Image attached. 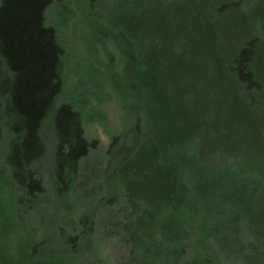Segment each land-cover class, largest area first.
Segmentation results:
<instances>
[{"label":"trees","instance_id":"1","mask_svg":"<svg viewBox=\"0 0 264 264\" xmlns=\"http://www.w3.org/2000/svg\"><path fill=\"white\" fill-rule=\"evenodd\" d=\"M175 1L167 8V18H159L166 27L153 33L152 16L146 18L151 14L149 2L115 3L118 63L111 68L117 72L107 76L122 104L132 105L125 117L133 114L131 121L126 118L127 131L109 142L104 179L113 188L121 186L131 209L133 202L141 201L143 214L138 218L156 224L151 240L155 251L142 245L144 236L138 237L144 259L154 252L159 255L154 264H178L188 257V262L204 261L209 254L215 261L220 254L225 259L237 255L245 248L239 243L242 232L250 230L252 216L264 207V82L250 67L259 41L250 48L249 42L229 50L228 35L222 31L229 27L231 15L218 12L221 0ZM52 2L0 0V136L2 129L9 135L5 164L14 178L37 185L35 194L40 188L32 165L44 153L41 128L61 90L62 48L45 24V10ZM136 7L138 12L144 7L143 14L136 16ZM111 16L101 9L93 17L95 23L106 18L109 28ZM108 28L96 32L104 35ZM195 51L209 64L199 76L194 72ZM112 60L107 59L105 69ZM117 80H126L127 87L117 89ZM209 94L218 97L215 103L207 101ZM53 114L55 156L62 161L58 172L68 186L92 143L84 138L73 103L59 106ZM145 179L153 189H140L137 184ZM80 224L82 230L87 226L90 236V215ZM255 226L253 230L262 232ZM82 230L74 239L87 234ZM256 242L250 243L259 245L247 246L259 248L254 256H264V240Z\"/></svg>","mask_w":264,"mask_h":264},{"label":"rangeland","instance_id":"2","mask_svg":"<svg viewBox=\"0 0 264 264\" xmlns=\"http://www.w3.org/2000/svg\"><path fill=\"white\" fill-rule=\"evenodd\" d=\"M118 1L53 0L45 10V24L54 30L62 48L61 90L53 106V112L61 105L69 106L73 103L80 117V127L84 138L92 143V147L78 161L74 176L70 184L66 186L63 173L58 172L62 161L55 156L57 138L52 112L44 120L41 128L43 156L40 161L32 165L33 171L36 172L33 179L38 181L40 188L39 194H35L37 185H28L24 177L14 178L5 164L9 135L6 129H2L0 136V264H147V262L152 264L159 260L157 258L159 255H155V252L144 259L143 250L139 248L141 243L138 242V237L144 236L146 240L142 245L151 246V252L155 251L156 246L151 240L157 229L152 220L138 218L143 214V207L139 206L142 205L141 201L133 202L131 209L121 186L113 188L104 179L105 152L109 142L112 137L127 131L130 126L128 120L131 121L130 115L133 114L129 113V118L125 117V111L131 109L132 105L122 104L108 86L109 77L107 76L111 72L112 74L117 72L115 68H111L118 63L114 49L116 13L114 14L113 11ZM146 2L150 3L148 12L151 14H146V18L152 16L150 28L152 33L154 29L166 27V21L162 19L167 18L170 13L168 6L174 7L177 1L146 0ZM231 4L232 6H229ZM145 6L148 7V4ZM208 7L209 5H206V9ZM143 8L140 7L141 10ZM101 9L112 12L113 26L110 25L108 28L106 18L98 19V23H95L94 13L100 15ZM218 9L221 14L230 13L231 15L229 27L221 30L228 35L225 45H229V50L241 48L249 42L250 48L256 40L259 41L255 54L256 60L255 58L252 60L250 67L252 73L264 82V33L262 30L264 0H221ZM138 10L136 7V16L143 14L141 10L140 12ZM160 17L162 19H159ZM167 20V24L172 25L170 19ZM102 26L108 28L104 35L102 32H96ZM157 35L156 33V37ZM200 35L202 40L206 38ZM168 38L169 36L166 40ZM193 53L195 55L193 57L194 72L199 76V73L206 70L209 64L201 61L199 52ZM109 57L113 60L107 70L105 66ZM198 78L197 83L201 85L200 82L203 79ZM126 85V80H117L115 83V87L120 91L127 87ZM232 94L229 90V95ZM206 97L210 103L213 101L215 103L218 99L217 96L212 98L210 94ZM262 108L264 109V104ZM262 128L264 131V122ZM248 145H252L251 141ZM115 151L114 148L112 153ZM137 185L141 190L153 189L152 182L147 179ZM85 215H90L92 221L90 236L87 226L84 225L82 230L80 224L81 218ZM252 219L249 224L250 230H244L241 235L242 241H239L240 244L245 245V248H242L237 255L225 259L220 254L219 259L215 261L209 254L206 260L195 262H188L190 261L188 257L185 260L180 259L178 264H185V261L187 264H264L263 255L258 254L257 257L253 255L259 250L253 246L259 244L250 243L264 240V207H259ZM256 224L262 230L259 234L253 230ZM81 230L86 231L87 234L74 239ZM251 233L258 239H254ZM89 244L90 249L85 250ZM247 244L253 246H247Z\"/></svg>","mask_w":264,"mask_h":264}]
</instances>
